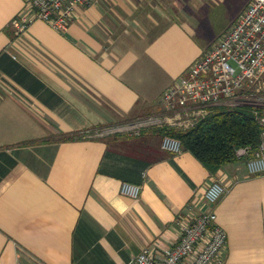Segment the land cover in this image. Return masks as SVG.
<instances>
[{
  "label": "crops",
  "instance_id": "obj_1",
  "mask_svg": "<svg viewBox=\"0 0 264 264\" xmlns=\"http://www.w3.org/2000/svg\"><path fill=\"white\" fill-rule=\"evenodd\" d=\"M28 8L0 0V264L161 255L190 207L212 208L215 180L227 188L216 206L225 264H264V174L246 160L213 173L189 150L163 149L159 126L111 143L95 134L164 111V92L204 51L194 0H92L63 31L36 20L18 34L12 22ZM123 181L141 196L123 195Z\"/></svg>",
  "mask_w": 264,
  "mask_h": 264
},
{
  "label": "built area",
  "instance_id": "obj_2",
  "mask_svg": "<svg viewBox=\"0 0 264 264\" xmlns=\"http://www.w3.org/2000/svg\"><path fill=\"white\" fill-rule=\"evenodd\" d=\"M92 0H28L29 8L17 16L12 25L18 34L26 32L36 20H43L56 30H65L74 19L76 8L90 5ZM264 75V0H251L221 39L205 50L189 66L185 75L163 95L164 111L123 124L97 129L96 136L115 133L140 135L153 126L190 128L205 118L212 108L229 100V106L247 105L254 108L256 119L263 126L261 142L251 153L250 147L237 150L239 159L246 160L249 174H264V90L258 86ZM163 149L180 153V139L166 135ZM143 186L123 181L121 193L140 197ZM226 186L213 181L205 192L210 210H195L183 227L179 240L155 254L144 248L129 264H225L224 250L228 233L218 222L216 206L226 193Z\"/></svg>",
  "mask_w": 264,
  "mask_h": 264
},
{
  "label": "trees",
  "instance_id": "obj_3",
  "mask_svg": "<svg viewBox=\"0 0 264 264\" xmlns=\"http://www.w3.org/2000/svg\"><path fill=\"white\" fill-rule=\"evenodd\" d=\"M210 48L207 47L206 50ZM161 138L170 135L180 139L183 147L191 151L211 172L215 173L226 164L239 160L237 150L250 147L255 152L261 142L263 126L256 119L254 108L247 105H217L202 120L190 128L159 126L153 129ZM134 136L115 133L106 140L131 139ZM76 138L73 133L64 139Z\"/></svg>",
  "mask_w": 264,
  "mask_h": 264
},
{
  "label": "rangeland",
  "instance_id": "obj_4",
  "mask_svg": "<svg viewBox=\"0 0 264 264\" xmlns=\"http://www.w3.org/2000/svg\"><path fill=\"white\" fill-rule=\"evenodd\" d=\"M250 2L251 0H194V41L204 51L211 47L234 24ZM258 86L264 90V75Z\"/></svg>",
  "mask_w": 264,
  "mask_h": 264
}]
</instances>
